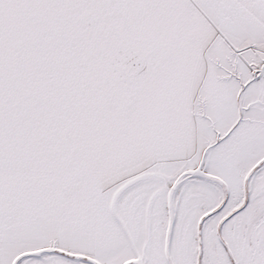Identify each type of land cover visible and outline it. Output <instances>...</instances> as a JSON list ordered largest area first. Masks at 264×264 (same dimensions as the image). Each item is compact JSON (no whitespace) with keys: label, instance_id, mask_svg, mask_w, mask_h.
<instances>
[{"label":"snow or ice","instance_id":"snow-or-ice-1","mask_svg":"<svg viewBox=\"0 0 264 264\" xmlns=\"http://www.w3.org/2000/svg\"><path fill=\"white\" fill-rule=\"evenodd\" d=\"M0 264H264V0H0Z\"/></svg>","mask_w":264,"mask_h":264}]
</instances>
